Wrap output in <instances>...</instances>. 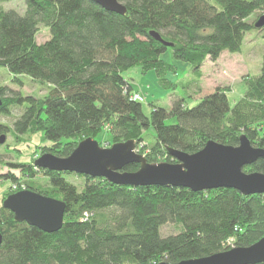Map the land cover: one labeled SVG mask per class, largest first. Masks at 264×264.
Returning a JSON list of instances; mask_svg holds the SVG:
<instances>
[{
    "label": "trees",
    "instance_id": "1",
    "mask_svg": "<svg viewBox=\"0 0 264 264\" xmlns=\"http://www.w3.org/2000/svg\"><path fill=\"white\" fill-rule=\"evenodd\" d=\"M5 1L0 0V65L13 81L22 84V77H28L46 90L43 96L24 95L1 85L0 114L25 107L11 126L0 121V135L39 131L50 143L41 147L42 153L56 157H67L89 136L103 146L134 140L153 164L176 162L167 148L194 153L209 139L237 145L241 134L264 149V53L260 72L245 78L243 95L233 102L227 87L218 85L191 104L183 97L169 108L153 103L146 115L123 76L133 66L143 73L153 69L161 86L174 89L176 82L166 74L177 72L178 66L161 58L167 50L200 76L206 59L240 51L248 31L262 30L264 38V25L255 27L264 14V0H118L124 14L90 0H26L21 14L5 10ZM253 12L257 18L248 21ZM40 25L48 28L49 38L38 43ZM169 117L175 123H167ZM149 127L155 130L153 143L145 140ZM102 131L110 137L107 144L98 139ZM7 164L11 168L0 173V180L22 181L25 189L62 200L65 213L61 228L46 233L15 220L2 204L0 264L171 263L246 247L264 236V193L134 187L33 162ZM138 167L128 163L122 171ZM242 170L264 173V159ZM38 171L44 179H33ZM69 174L83 177L82 184L76 185ZM169 223L178 231L163 235L160 229Z\"/></svg>",
    "mask_w": 264,
    "mask_h": 264
},
{
    "label": "water",
    "instance_id": "2",
    "mask_svg": "<svg viewBox=\"0 0 264 264\" xmlns=\"http://www.w3.org/2000/svg\"><path fill=\"white\" fill-rule=\"evenodd\" d=\"M103 9L124 14L125 6L118 0H90ZM264 25V14L260 15L255 27ZM157 40H162L153 30L150 32ZM168 46L172 43L163 41ZM2 99L0 98V107ZM237 145H228L209 139L197 152L187 153L179 149L167 148L176 162L146 161L145 155L135 151L136 142L126 140L103 146L92 137L81 139L67 157H56L46 151L40 154L33 164L52 171L73 172L89 177L105 178L111 183L129 186L172 185L190 188L192 191L211 188H235L243 195L264 193V173L245 172L243 165L264 159V149L252 146L245 134L239 136ZM5 134L0 135V144ZM139 164L134 171L123 170L128 163ZM3 206L8 208L15 220L24 221L46 233L61 228L65 213L62 200L44 196L33 190H17L7 194ZM3 235L0 232V244ZM264 263V236L256 242L235 246L225 251L203 257L182 259L178 262L160 261L158 264H258Z\"/></svg>",
    "mask_w": 264,
    "mask_h": 264
},
{
    "label": "rangeland",
    "instance_id": "3",
    "mask_svg": "<svg viewBox=\"0 0 264 264\" xmlns=\"http://www.w3.org/2000/svg\"><path fill=\"white\" fill-rule=\"evenodd\" d=\"M26 0H7L2 2V7L5 10L14 9L19 13H24L26 9ZM258 12H253L248 16V21H254L257 18ZM263 31L252 29L244 36V41L241 45L240 51L235 53L224 51L216 59L212 61L206 59L202 68L201 75H194L186 62L175 59L169 50L161 53V58L170 63L176 64L177 72L167 73L166 77L176 82V87L165 88L157 81V76L153 69L145 73L140 71L139 66L130 67V69L123 72V76L131 82L134 91H139L146 98L142 102V109L146 115L151 112V105L154 103L158 107L169 108L171 103L177 97H183L187 102L196 95H205L211 92L218 85L227 87L228 97L231 102L237 100L242 96L245 89V78L251 75H256L260 71L262 63V55L264 53V38ZM38 43H41L49 38V30L47 27L40 25L39 30L35 36ZM5 85L14 90L20 91L24 95L43 96L46 87L39 86L36 82L30 81L28 77H22V84L12 80L11 74L0 65V86ZM25 105L13 106L8 115L0 114V121L12 125L13 120L20 116ZM176 118H166L167 123H175ZM104 130H107L104 128ZM145 140L153 143L155 130L151 127L144 130ZM42 133L35 132L34 134L24 133L23 135H15L12 132L5 134V140L0 144V173L8 171L11 167L8 162H34L36 158L42 154L41 147L50 144L48 141L42 140ZM110 137L108 133L102 131L98 136L102 144L106 143ZM107 144V143H106ZM135 151L139 152V146L136 142ZM45 153V152H43ZM144 155V153H142ZM44 179L41 172H37L33 179ZM76 185L80 186L83 182V177L74 176L73 174L67 175ZM13 182L9 180H0V206L2 197L15 192L12 189ZM163 235L176 233L178 229L171 223L165 224L161 227Z\"/></svg>",
    "mask_w": 264,
    "mask_h": 264
},
{
    "label": "built area",
    "instance_id": "4",
    "mask_svg": "<svg viewBox=\"0 0 264 264\" xmlns=\"http://www.w3.org/2000/svg\"><path fill=\"white\" fill-rule=\"evenodd\" d=\"M131 98L134 100H137L139 102H144L146 101V98L143 94H141L139 91H133L131 94ZM37 167V166H36ZM14 185H12V189L15 191L16 189L18 190H25V184L22 181L19 182H13ZM85 216H87V214H84ZM231 244V243H230ZM232 246V245H231Z\"/></svg>",
    "mask_w": 264,
    "mask_h": 264
},
{
    "label": "crops",
    "instance_id": "5",
    "mask_svg": "<svg viewBox=\"0 0 264 264\" xmlns=\"http://www.w3.org/2000/svg\"><path fill=\"white\" fill-rule=\"evenodd\" d=\"M202 95H196L195 98H192L191 100L188 101V104L193 103L194 101H196L197 98L201 97Z\"/></svg>",
    "mask_w": 264,
    "mask_h": 264
}]
</instances>
